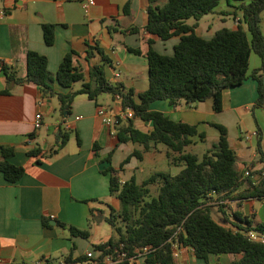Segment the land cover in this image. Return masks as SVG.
I'll return each mask as SVG.
<instances>
[{"label": "crops", "instance_id": "crops-1", "mask_svg": "<svg viewBox=\"0 0 264 264\" xmlns=\"http://www.w3.org/2000/svg\"><path fill=\"white\" fill-rule=\"evenodd\" d=\"M89 1L0 0V12H5L0 18V160L3 159L2 149H11L7 162L24 168V175L14 183L8 182L0 172L1 264H43L46 260L67 264L68 256L72 260L79 259L74 263L106 264L94 246L115 238L107 219L112 209L120 210V201L110 194L109 176L102 172L109 166L105 159L112 154L110 165L118 170L122 183L128 181L123 179L126 174L129 180L134 177L138 184L156 172L171 174L156 168L165 161L172 166L166 146L152 144L145 150L139 144L118 145L117 128L105 125L97 113L103 108L109 115L121 114L124 111L121 99L116 96L103 93L91 100L86 94H79L69 113L61 114L56 96H45L33 83L17 82L26 78L29 51L46 57L48 72L53 77L64 56L73 51V66L82 80L75 82L71 89H64L55 81L56 93L81 89L89 82L91 67L101 66L111 86L122 87L124 93L134 91L133 100L139 103L138 94L149 87V43L153 42L156 52L172 55L180 41L179 36L162 41L144 30L148 7H162L166 0L153 3L150 0H92L94 4L85 10L83 5ZM234 10L225 1L221 2L214 13L198 22L196 34L210 39L222 28L236 30L241 15L235 18ZM229 18L233 19V27H228ZM194 22L193 19L186 21L188 25ZM42 24L55 26L51 46L44 42ZM133 28L138 31L128 32ZM261 32L264 35V31ZM260 69L262 60L252 52L246 80L238 87L224 90L220 113L213 110L212 99L176 106L155 101L150 110L161 112L173 121L196 126L204 138L199 135L192 138L185 152L200 158L219 139L213 125L225 126L230 147L236 154V170L242 178H250L252 184L257 185L260 177L256 172L264 168L257 148L259 144L264 152V107L255 106L259 83L253 73ZM261 74L264 76V69ZM38 113L42 116V126L35 130ZM133 123L143 132L152 130L151 122L134 118ZM60 129L69 133V140L51 155L60 143L57 136ZM253 134L256 146L253 137L246 140ZM36 149L40 152L30 155ZM134 151L140 152L141 160L131 157ZM127 158L129 162L121 169ZM176 168L177 174L183 166ZM144 169L147 176H140ZM245 172L249 175L245 176ZM250 185L246 182L239 192H246ZM151 189L156 196L157 187ZM221 204L225 206L223 210L217 206L219 202L206 203L213 206V217L223 225H231L235 212L250 217L254 224L264 222V198L226 199ZM44 220L48 226L44 225ZM70 227L88 232V238L71 235ZM88 252H92L93 259L87 258ZM238 258L232 254L210 255L206 261L197 258L192 248L174 244V264H231ZM140 264H147L146 258L140 259Z\"/></svg>", "mask_w": 264, "mask_h": 264}, {"label": "trees", "instance_id": "trees-1", "mask_svg": "<svg viewBox=\"0 0 264 264\" xmlns=\"http://www.w3.org/2000/svg\"><path fill=\"white\" fill-rule=\"evenodd\" d=\"M154 1L150 0L151 3ZM223 1L235 9L232 13L235 18L241 15L237 29L222 28L210 39L198 36L195 32L198 22L214 13ZM263 12L264 0H166L162 7L150 5L144 30L162 41L175 36H179L180 41L172 55L156 52L152 48L153 42L149 43V87L138 94V104L133 100L134 91L124 93L122 87H113L108 83L101 66L91 67L89 82L83 84L81 89L67 94L56 93L55 81L64 89H71L75 82L82 80V75L73 66L75 53L70 51L64 56L53 77L48 72L46 57L28 52L26 78L17 82L33 83L41 88L45 96H56L61 114L69 113L71 104L79 94H86L91 100L103 93L119 95L123 110L131 108L134 118L152 123V130L143 132L134 126V118L129 119L125 125L116 127L118 145L133 143L148 150L152 144H162L168 148L169 163L176 167L183 166L175 175L156 172L141 184L134 177L122 183L118 170L110 165V153L105 159L109 166L102 172L109 176L110 194L120 201V210L112 209L107 219L115 238L94 246L103 256L121 246L129 256L137 249L151 247L153 252L147 257V264H174L173 244L177 242L192 248L197 258L206 261L210 255L232 254L239 258L231 264H264V245L250 240L246 235L251 231L264 234V222L254 224L250 217L235 212L231 225H223L213 217V206L206 205L214 200L223 210L225 206L221 202L226 199L264 198V168L256 172L260 177L257 185H253L250 178H242L236 170L237 158L230 147L227 128L219 124L213 125L219 132L217 143L201 158L186 153L185 149L192 138L198 135L204 138L197 127L173 121L161 112L150 110L151 103L155 101H166L170 106H176L212 99L213 110L220 113L223 110L224 90L238 87L246 80L252 52L262 60V69L253 73L259 83V97L255 106L264 107L261 74L264 69V35L260 29ZM190 19L195 21L194 24L186 23ZM42 30L45 44L53 45L55 26L42 24ZM137 31L133 28L128 32ZM132 52L140 53L139 50ZM57 136L60 143L51 155L69 140V133L61 129ZM257 148L264 163V152L259 144ZM39 152L36 149L30 155L36 156ZM11 154V149H2L0 172L8 182L14 183L24 175V168L7 162ZM131 157L142 159L139 151H134ZM128 162L129 158L123 162L121 169ZM246 182L251 183L249 189L239 192ZM153 186L157 187L156 196L152 195ZM44 225L48 226L45 220ZM69 231L73 236H89L88 232L75 227H70ZM65 261L71 264L79 262V259L72 260L68 256ZM43 264L53 263L46 260Z\"/></svg>", "mask_w": 264, "mask_h": 264}, {"label": "built area", "instance_id": "built-area-1", "mask_svg": "<svg viewBox=\"0 0 264 264\" xmlns=\"http://www.w3.org/2000/svg\"><path fill=\"white\" fill-rule=\"evenodd\" d=\"M94 2L90 0L88 3L84 4L83 7L86 10L89 6L93 5ZM5 15L4 11L0 12V18ZM116 77H119V75H116ZM116 99L120 100L121 97L119 95L116 96ZM98 116L102 119L103 123L109 127H118L122 124L124 121H128L129 119L134 118V112L131 108L125 109L121 114L119 115H109L108 112L103 109H98ZM41 114H36L35 117V130H38L41 128ZM253 135H248L246 137L247 141H250L252 139ZM249 173L245 172V176H248ZM54 217H51L53 219ZM247 237L255 242H258L260 244L264 245V234L263 233H257V232H248ZM176 244H179L175 242ZM174 243V244H175ZM174 244H173V256H174ZM153 252V249L151 247H143L141 249H137L135 253L132 256H129L128 253L123 249L121 246L119 249L114 250L113 253L103 256L100 252V257L102 258L103 262L106 264H140V259L146 258ZM88 259H93L92 252L87 253ZM1 264V261H0ZM71 264H81V263H71Z\"/></svg>", "mask_w": 264, "mask_h": 264}, {"label": "rangeland", "instance_id": "rangeland-1", "mask_svg": "<svg viewBox=\"0 0 264 264\" xmlns=\"http://www.w3.org/2000/svg\"><path fill=\"white\" fill-rule=\"evenodd\" d=\"M234 26V22H233V19L232 18H229L228 19V27H233ZM260 29L261 31H264V12L262 13V16H261V23H260ZM250 118L252 119V116L250 115ZM252 123L255 127V123L253 122L252 120ZM249 133H251V131H248ZM248 133H245V135H247ZM253 144L254 146L257 145V141L255 140V138L253 137ZM156 168H158V170H163V171H166V172H171V174H176V170L177 168L174 167V166H168L166 161L164 163H159L158 165H156ZM146 172V170L144 169L141 173L140 176L144 175V173ZM144 176H147V175H144ZM123 179L124 180H129V175L126 174L125 176H123Z\"/></svg>", "mask_w": 264, "mask_h": 264}, {"label": "water", "instance_id": "water-1", "mask_svg": "<svg viewBox=\"0 0 264 264\" xmlns=\"http://www.w3.org/2000/svg\"><path fill=\"white\" fill-rule=\"evenodd\" d=\"M263 83H264V76H263Z\"/></svg>", "mask_w": 264, "mask_h": 264}]
</instances>
